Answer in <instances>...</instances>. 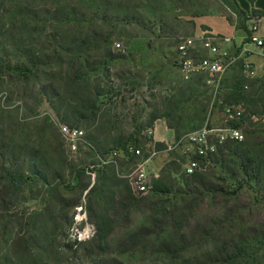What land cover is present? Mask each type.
<instances>
[{"label":"rangeland","instance_id":"374dc122","mask_svg":"<svg viewBox=\"0 0 264 264\" xmlns=\"http://www.w3.org/2000/svg\"><path fill=\"white\" fill-rule=\"evenodd\" d=\"M213 1L0 0V264H264V117L241 130L250 149L258 137L251 163L228 142L186 174V137L221 116L177 46ZM157 120L174 134L136 194L121 147L146 154ZM59 125L87 145L72 151Z\"/></svg>","mask_w":264,"mask_h":264},{"label":"built area","instance_id":"2783aa9c","mask_svg":"<svg viewBox=\"0 0 264 264\" xmlns=\"http://www.w3.org/2000/svg\"><path fill=\"white\" fill-rule=\"evenodd\" d=\"M257 30L258 17L254 16L247 31V38L249 43L255 45L259 56L264 59V41L256 36ZM232 42L231 37L201 33L181 39L177 46L179 70L183 81L193 84L198 82L201 77H205V83L210 87L214 101L217 100L213 102V105L218 107L221 116L220 126L207 123L201 130L186 137L191 145L189 151L194 156L186 166L188 175L199 170V160L207 159L213 155L218 145L229 141L243 142L244 140L242 131L233 126L241 118L242 112L234 105L225 103L223 98H219L218 95L223 89L227 73L235 66L240 65L244 75L251 80L257 78V73L254 65L248 61L250 51L241 48L232 53L227 49V46ZM200 51H204L205 54H200ZM245 89L248 90V86H245ZM59 130L72 151L76 152L82 144L87 145L83 130L67 125H59ZM153 136L154 129H147L145 137L150 140L148 143L150 149L146 154L141 147H137L135 144L127 145L126 150L123 151V154L127 152L132 155L136 162L130 170L121 172L120 177L130 181L132 190L136 194L144 195L152 188L147 174V166L152 158L159 153L155 147ZM107 156H98L101 164L117 166L119 152L114 151Z\"/></svg>","mask_w":264,"mask_h":264},{"label":"crops","instance_id":"0c3cea01","mask_svg":"<svg viewBox=\"0 0 264 264\" xmlns=\"http://www.w3.org/2000/svg\"><path fill=\"white\" fill-rule=\"evenodd\" d=\"M214 1L215 3L213 5L217 10L203 8V11L199 12L200 15H198L197 19L194 21L195 27L191 31V36L199 35L201 33H208L211 35L231 37L233 42L231 45L227 46V49L232 53L238 51L241 48L249 50L250 53L248 54V61L254 65L257 73L256 79H248L242 72L240 65H237L229 72H233L234 74L231 80L233 81L239 77H244L250 82L257 80L264 82V59L259 56L255 45L249 43L247 38V31L252 24L253 17L257 16L258 30L256 36L264 41V0H255L253 3H250L248 0H235L239 9L243 11L247 17V21L244 23V28L238 27L237 17L235 14H233V17L227 15V11L229 12V9L226 5H224L220 0ZM200 54L204 55L205 52L200 51ZM229 73H227L225 81L227 78H229ZM224 91H226L225 88ZM160 123L162 124L161 128H159ZM153 129V140L156 144H165L168 142V140H166L164 137V131L173 132L172 129L167 127L165 121L162 120H157Z\"/></svg>","mask_w":264,"mask_h":264},{"label":"trees","instance_id":"16d2710c","mask_svg":"<svg viewBox=\"0 0 264 264\" xmlns=\"http://www.w3.org/2000/svg\"><path fill=\"white\" fill-rule=\"evenodd\" d=\"M224 4L232 11L233 14L237 17V25L239 28H244V23L247 21V17L243 11L239 9L235 0H221ZM250 3H253L255 0H248ZM200 15V14H199ZM226 82V81H224ZM245 86H248V90L245 89ZM227 94L226 97L223 98L224 102L227 104L234 105L237 109L242 112V116L238 122L234 123L233 126L240 130H244V132L252 136L258 132H261L256 123H253V119L255 117H264V82L262 81H248L244 77H239L232 82H230L229 86L225 87ZM153 128V127H149ZM148 128V129H149ZM172 129V127H170ZM173 130V129H172ZM258 138V137H257ZM257 138L254 140L252 149L248 147V141L237 142V141H229L227 144V148L229 151H233V153L243 161V167H245V163H251L248 160H251L254 153L258 149V143L256 142ZM135 144L137 147H140L139 144L135 142L128 143L122 146V151L126 150L127 145ZM155 147L158 150L163 149L164 144L157 143ZM118 149H111L106 155L117 151ZM128 158L134 160L133 156L126 152L125 154ZM95 156L101 157L95 152ZM104 157V156H103ZM247 161V162H245ZM245 162V163H244Z\"/></svg>","mask_w":264,"mask_h":264}]
</instances>
